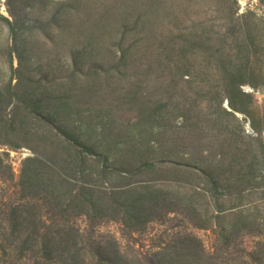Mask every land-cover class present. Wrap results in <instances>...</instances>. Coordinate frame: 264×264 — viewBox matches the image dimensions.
<instances>
[{
    "label": "rangeland",
    "instance_id": "1",
    "mask_svg": "<svg viewBox=\"0 0 264 264\" xmlns=\"http://www.w3.org/2000/svg\"><path fill=\"white\" fill-rule=\"evenodd\" d=\"M131 187L167 199L139 231L73 199ZM59 200L78 253L50 247ZM192 238L264 264V0H0V264H97L112 243L178 264Z\"/></svg>",
    "mask_w": 264,
    "mask_h": 264
},
{
    "label": "trees",
    "instance_id": "2",
    "mask_svg": "<svg viewBox=\"0 0 264 264\" xmlns=\"http://www.w3.org/2000/svg\"><path fill=\"white\" fill-rule=\"evenodd\" d=\"M186 168H190L188 165L185 166ZM148 167L146 165H141L134 169L132 172L130 171L127 174L130 173H138L139 171L146 170ZM37 179L38 177L40 180H38L37 187L33 189L34 193L38 195H46L48 192L43 189L42 184L45 183V179L40 177L39 173H37ZM45 185V184H44ZM47 188H49V181H47V184L45 185ZM63 186H60V189ZM137 188H144L143 186L137 187ZM64 189V188H63ZM55 190V188H54ZM50 190L48 195L51 197L50 201L53 200V198L59 197L56 195V191ZM125 190V191H124ZM119 190L115 194H113L110 197H103L98 196L95 198H86L81 196V192L77 193V196H74L76 200L79 202V210L80 215H87L86 213L88 211L93 212L95 214H98V216L102 215L103 211H110L113 215H118L122 211L123 214H126L127 217L123 218L125 220H122L121 217V225L126 229H131L132 231H139L143 226H145L149 221L152 219H155V214L157 209H160L164 204V200L167 201L164 197H161L160 199H157L156 196H153L150 198L146 193L142 192H129L133 190L131 189H124ZM70 191L68 190V193ZM130 194V196H128ZM79 196V197H78ZM120 198V200H119ZM104 199V201H102ZM63 200V199H62ZM60 201V200H59ZM147 202H152L151 207L153 210L151 211L150 208L144 209V205ZM53 203L51 207H53L58 214L59 220L58 221H52L50 225V232H49V242H51L50 247L54 250H57L61 253H68V250H75L76 253H78L79 250H81V243L79 242V230L77 227H74L73 224L69 223V221H66V218L64 216V213L66 212L67 206L57 204L56 202ZM189 204V203H188ZM22 208V207H21ZM15 211H12L10 213H13ZM50 213L52 211L50 210ZM144 214L145 219H141L140 215ZM154 215V216H153ZM63 216V218H62ZM63 220V221H61ZM64 222V223H63ZM70 224V225H69ZM189 224L194 227L195 224L192 222ZM246 233V232H244ZM248 234V233H246ZM223 244H228L229 241L227 238L221 237L220 240ZM192 242H195V248L192 251L191 254H181L177 257H168L171 261V263H178V264H223V262L219 261L218 256L212 255V253H207L201 244L199 242L195 241V238H192ZM69 243V244H68ZM107 252L104 251L103 255L100 254L97 256L99 257L97 260V264H139V260L134 259L132 257H129L127 254H124L122 250H120L117 246V244L112 243L110 247H107ZM176 259V261H175ZM169 261V260H168ZM169 261V263H170ZM82 263V262H81ZM147 264H154L152 261L147 260Z\"/></svg>",
    "mask_w": 264,
    "mask_h": 264
}]
</instances>
